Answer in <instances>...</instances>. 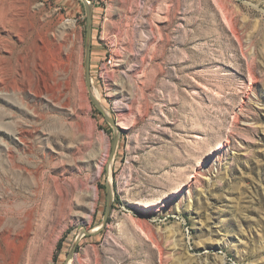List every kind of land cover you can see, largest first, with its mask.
I'll return each mask as SVG.
<instances>
[{"label":"rangeland","instance_id":"obj_1","mask_svg":"<svg viewBox=\"0 0 264 264\" xmlns=\"http://www.w3.org/2000/svg\"><path fill=\"white\" fill-rule=\"evenodd\" d=\"M9 1L0 264H65L98 229L66 264H264V0H87L111 160L82 1Z\"/></svg>","mask_w":264,"mask_h":264},{"label":"water","instance_id":"obj_2","mask_svg":"<svg viewBox=\"0 0 264 264\" xmlns=\"http://www.w3.org/2000/svg\"><path fill=\"white\" fill-rule=\"evenodd\" d=\"M81 1H82L83 5H84L86 16H87V28H86V31H87V42H86L85 61H84V81H85L86 89L88 91L89 98H90L91 102L94 104V106L101 113L104 114L106 121L110 124V126L114 130L115 134H114V139H113L112 149H111V154H110V159H109V160H111L113 155H114V152L116 150L117 143H118L119 131L116 128L113 120L107 114L104 113L102 107L100 106L98 101L94 98V96L92 95V92H91L89 65H90V36H91L92 9L89 6L87 0H81ZM111 200H112V190H111L110 186L107 185L106 186V209H105V213H104L103 220H102V226L105 225L106 218H107L109 210H110V202H111ZM102 226L100 228H102ZM98 231H99V229L97 231L92 232V233H88V232H86L84 230H80L79 236L75 240V242H74V244L72 246V249H71V251L69 252V254H68L67 258H66L65 264L69 263L70 260L73 258L74 250L76 248V245H77V242H78L79 238L82 235L94 234V233H96Z\"/></svg>","mask_w":264,"mask_h":264},{"label":"bare ground","instance_id":"obj_3","mask_svg":"<svg viewBox=\"0 0 264 264\" xmlns=\"http://www.w3.org/2000/svg\"><path fill=\"white\" fill-rule=\"evenodd\" d=\"M3 3V2H2ZM2 3H1V5H2ZM4 5H6V6H8L9 7V9H12L13 7H14V0H12V1H9V3H3ZM14 4V5H13ZM2 8V7H1ZM4 8V7H3ZM2 25V24H1ZM52 96H55V95H52ZM51 96V98H53ZM94 98L95 99H99V94L98 93H94ZM7 156V155H6ZM11 219V218H10ZM9 219V220H10ZM25 220V219H24ZM33 222H34V214H33V212H31L30 213V211H29V213H28V215L26 216V223H27V226H32V224H33ZM24 225V224H23ZM25 227V226H24ZM25 229V228H24ZM27 231V230H26ZM25 235V234H24ZM30 235V234H29ZM24 237V236H23ZM25 239L26 238H24L23 240L25 241ZM23 241V242H24ZM21 242V241H20ZM22 242V243H23ZM27 242V241H26ZM27 244V243H26ZM28 244H30V242L28 243ZM20 246V245H19ZM16 247V246H15ZM17 252L21 255V258H22V260H23V262L21 263V264H29V261H30V257H31V254H32V252H34V249H33V251L28 247L27 249L25 248V244L23 243V244H21V248L19 249V250H17ZM16 252V253H17ZM14 254V253H13ZM13 257V256H12ZM15 257V256H14ZM17 257V256H16ZM19 257V256H18ZM17 257V258H18ZM17 260V259H16ZM20 261V260H19ZM14 262V263H13ZM13 262H12V264H17L18 263V260H17V262H15L14 261V259H13Z\"/></svg>","mask_w":264,"mask_h":264},{"label":"trees","instance_id":"obj_4","mask_svg":"<svg viewBox=\"0 0 264 264\" xmlns=\"http://www.w3.org/2000/svg\"><path fill=\"white\" fill-rule=\"evenodd\" d=\"M59 246H60V243H58V245L56 247V251L59 250Z\"/></svg>","mask_w":264,"mask_h":264}]
</instances>
